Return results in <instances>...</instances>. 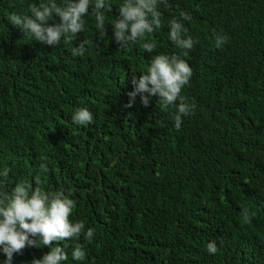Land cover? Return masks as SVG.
Masks as SVG:
<instances>
[{
    "label": "trees",
    "instance_id": "16d2710c",
    "mask_svg": "<svg viewBox=\"0 0 264 264\" xmlns=\"http://www.w3.org/2000/svg\"><path fill=\"white\" fill-rule=\"evenodd\" d=\"M44 0H0V190L16 182L70 190V219L95 230L92 242L67 244L62 264H264V0H166L160 30L119 50L97 39L95 17L84 31L53 47L25 36L7 17L29 14ZM62 0H57L61 3ZM116 19L122 0H108ZM187 35L198 40L186 57L193 75L181 92L195 104L174 126L170 106L156 98L132 107V73L152 56L180 50L168 22L181 11ZM214 33L227 34L222 48ZM87 39L84 56L73 49ZM87 107L94 123L77 126L72 115ZM163 124V126H161ZM47 165V170L40 164ZM241 206L255 216L244 223ZM215 240L220 250L207 252ZM224 243L220 246V241ZM83 245L84 261L71 256ZM47 247H26L12 264H31ZM6 256L0 251V264Z\"/></svg>",
    "mask_w": 264,
    "mask_h": 264
},
{
    "label": "clouds",
    "instance_id": "9594fccd",
    "mask_svg": "<svg viewBox=\"0 0 264 264\" xmlns=\"http://www.w3.org/2000/svg\"><path fill=\"white\" fill-rule=\"evenodd\" d=\"M161 3L166 0H122L116 19L109 21L107 12L112 11L108 0H44L39 4L28 6L29 14L11 13L7 19L25 36L42 45L57 46L61 39L71 42L79 33L84 31V17L91 12L95 17L97 39L103 40L108 36L111 26V37L119 50L129 48L144 38L142 44L146 53L155 52L157 45L147 39L162 27L163 13ZM192 16L181 11L179 18L169 20V40L179 52L156 54L152 56L149 67L145 72L132 73L133 90L127 95L129 102L126 107H132L136 97L144 107L156 98L162 110L175 107L173 114L174 126L181 128L182 116L190 114L195 104H189L181 95L182 89L188 85L193 75L192 67L186 57L188 52L198 43V40L187 35L183 21H191ZM228 42L227 34L214 33V46L222 48ZM87 39L81 41L73 49V56H84L88 51ZM74 125L82 126L94 123V116L87 107L78 108L71 117ZM163 126V124H161ZM47 170V165L40 164ZM10 169H4L0 176L7 177ZM36 187L24 181L15 183L10 192L0 190V251L6 256L4 264H12L14 254H22L26 247H47L40 258H34L31 264H62L68 259L67 244L61 241L84 240L92 242L95 235L93 228L85 231L82 221L73 222L70 216L76 207V201L71 198V191L61 186L56 191H47L40 187V178L36 177ZM240 215L244 223H250L255 212L241 206ZM224 243L220 241V246ZM220 250L215 240L207 244V252L215 255ZM71 256L75 261H84L86 251L80 243H74Z\"/></svg>",
    "mask_w": 264,
    "mask_h": 264
}]
</instances>
